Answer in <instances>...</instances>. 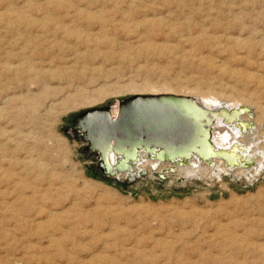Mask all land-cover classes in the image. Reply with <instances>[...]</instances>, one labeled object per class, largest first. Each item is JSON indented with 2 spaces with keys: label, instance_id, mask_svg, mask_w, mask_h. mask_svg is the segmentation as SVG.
Listing matches in <instances>:
<instances>
[{
  "label": "rangeland",
  "instance_id": "1",
  "mask_svg": "<svg viewBox=\"0 0 264 264\" xmlns=\"http://www.w3.org/2000/svg\"><path fill=\"white\" fill-rule=\"evenodd\" d=\"M137 91L236 100L252 154L102 176L71 118ZM263 159L264 0H0V264H264Z\"/></svg>",
  "mask_w": 264,
  "mask_h": 264
},
{
  "label": "water",
  "instance_id": "2",
  "mask_svg": "<svg viewBox=\"0 0 264 264\" xmlns=\"http://www.w3.org/2000/svg\"><path fill=\"white\" fill-rule=\"evenodd\" d=\"M117 106L115 115L105 105L71 118L70 131L84 142L82 152L96 159L94 167L102 176L123 173L127 181H134L146 175V169L135 170L140 155L168 164L166 170L151 172L162 180L193 158L206 164L218 158L226 167L246 163L235 150L214 147L209 129L217 117L251 128V122L240 118L241 113H249L247 107L209 109L192 96L175 93H133L118 100Z\"/></svg>",
  "mask_w": 264,
  "mask_h": 264
},
{
  "label": "bare ground",
  "instance_id": "3",
  "mask_svg": "<svg viewBox=\"0 0 264 264\" xmlns=\"http://www.w3.org/2000/svg\"><path fill=\"white\" fill-rule=\"evenodd\" d=\"M131 89V88H130ZM134 90V89H133ZM134 93H175V94H182V93H176V92H172V91H164V92H134ZM183 95H186V94H183ZM189 95V94H188ZM192 97L196 98L198 100L199 103H201L203 106L209 108V109H218L219 107H226V108H239V107H242L241 105L238 104V102L236 100H231L229 103H225L223 101H220L216 96H214L213 94H206V95H191ZM102 97V96H101ZM99 96V94L95 97V98H88V99H83L81 101V103H85L86 101H89V103H92L94 101H97L101 98ZM81 100V99H79ZM78 100V101H79ZM77 101V102H78ZM74 101L73 102H70L69 103V108L70 106L74 105ZM117 101L116 103L112 106L111 108V113L112 115H115L116 112H117ZM242 115L243 113L240 114V118L245 121V123H248L250 122L249 120L247 119H243L242 118ZM248 115V114H247ZM249 129V128H247ZM246 128L245 129H242L238 126V124L236 122H230V123H223V121L221 120V118H216L211 126H210V129H209V132H210V139H211V142L213 144L214 147L218 148V149H227V150H235L237 155L242 158L243 160H245L247 158V154H252V146H253V141L252 139H245L244 137L243 138H238L239 135L241 134V132L243 131H246L247 130ZM241 136V135H240ZM254 139V138H253ZM246 140L247 142V145L246 143H244ZM243 145V146H242ZM260 158V157H259ZM191 160H196L200 163L199 160H197L196 158H193V159H190L187 164L185 165H182V166H179L178 168L180 169L179 171H184V170H187V169H190L192 168V164H191ZM211 160H214V163H216V165L218 166V163H220V168L222 169H225L223 166H222V161L220 162V159L216 158V159H211ZM210 160V162H211ZM111 163L114 164L115 162V158L112 157L110 159ZM260 164H263L264 165V159L263 161L259 162ZM135 164V170H139V169H146L147 168V165H149L151 167V169H154L155 165L158 164L157 162H153L149 159H147L145 156L143 155H140L139 158L134 162ZM164 164H167V163H162ZM206 164V163H205ZM200 165V164H199ZM198 165V166H199ZM214 166V165H213ZM167 167H168V164H167ZM167 167H164V168H160V171H163V170H166ZM177 168V169H178ZM202 169V168H201ZM221 169V170H222ZM219 170V169H218ZM121 175V174H120ZM122 175H124L122 173ZM14 180V179H13ZM22 182V181H21ZM20 183V182H18ZM31 183V182H30ZM23 184V183H22ZM40 184V183H39ZM21 185V184H19ZM38 185V184H37ZM12 186V185H11ZM10 186V187H11ZM40 191V190H39ZM10 193V191H9ZM48 193V192H47ZM41 194V193H40ZM23 196V195H22ZM26 196V195H25ZM43 197V196H41ZM29 198V197H28ZM31 198V197H30ZM49 198V197H48ZM31 200V199H30ZM27 202V201H26ZM7 203V202H5ZM16 203V202H15ZM29 203V202H28ZM57 203V202H56ZM45 204V202H44ZM9 205V204H8ZM2 206V205H1ZM7 206V205H6ZM11 206V205H10ZM5 208V207H4ZM21 209V208H20ZM11 210V209H10ZM12 211V210H11ZM43 211V210H42ZM20 214V213H18ZM17 214V215H18ZM25 214V213H24ZM14 215V214H13ZM49 215V214H48ZM41 223V222H39ZM21 224V223H20ZM38 224V223H37Z\"/></svg>",
  "mask_w": 264,
  "mask_h": 264
}]
</instances>
